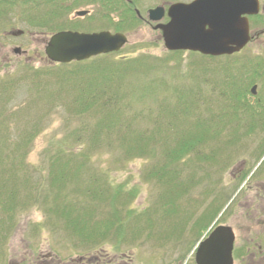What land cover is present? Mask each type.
<instances>
[{
  "label": "rangeland",
  "instance_id": "obj_1",
  "mask_svg": "<svg viewBox=\"0 0 264 264\" xmlns=\"http://www.w3.org/2000/svg\"><path fill=\"white\" fill-rule=\"evenodd\" d=\"M192 1L135 0V5L145 17L147 10L163 3L167 6ZM260 3L264 8V3ZM5 15L3 10L0 11V154L4 155L0 165L7 171L8 165L14 167L11 173L8 171L4 175L8 176L5 182L15 190L16 198L13 201L15 207L9 210L7 196L0 194V264H46L51 258L58 264L82 256L94 257L99 252L105 258L102 264H111L114 257L116 264L121 257L122 261L130 257L134 264H163L162 260L167 259L165 255H187L192 246L216 226L230 227L239 239H252L262 233L264 214L255 212L253 207L248 209L249 200H246L255 196L248 186L254 187V182L259 180L255 168L264 159V114L254 111L257 109L255 99L250 97L249 90L256 85V80L247 66L251 60L255 63L258 54L264 56V34L259 35L258 28L251 25L252 42L238 57L230 61L222 58L209 61L196 53H169L163 48L158 32L136 22L129 33L130 43L126 49L97 62H89L83 68V76L63 72L69 76L60 78L62 73L59 72L73 67L51 65L43 54H13L15 47L31 50L32 44L25 47L29 39L11 38L5 33L16 30L19 10L8 17ZM127 60L138 64L130 65L131 61L127 63ZM252 68L254 70V66ZM106 69L122 71L117 77L105 80L101 71ZM46 70L50 71L46 73ZM43 72L44 76L41 75ZM229 79L241 85L247 104L253 103L250 107L253 109L250 110L254 122L252 129L244 125L243 112L226 114L229 99L218 92L219 85ZM88 83L90 87L102 90L104 98L115 96L119 115L115 114L116 119L111 118L116 129L110 133V146L108 138L103 137L90 149L88 159L59 161L55 159L59 158V151L86 149L89 133L99 130L107 134L102 129V123L104 127L107 125L103 119H110L117 109L103 107L106 104L104 98L82 107L80 94L88 90ZM176 89L185 91V98L197 102L196 107L192 102L185 103L186 118L181 117L180 108L173 104L174 95L169 90ZM258 90L263 97L260 87ZM127 103L130 106L124 109ZM232 104L239 108L238 102ZM136 112L143 113L140 115L142 120L129 127L127 122ZM106 113L111 114L103 118ZM173 113L179 115L176 125L161 127L163 129L155 135L157 144L149 142L156 152L151 159H125L126 148L122 146L118 128H127L126 136L133 144L131 139L143 130L141 128L148 131L153 128L154 124L148 118L160 116L164 125L169 120L163 117L174 116ZM196 121L208 123L207 133L211 139L197 145L196 150L201 155H208L209 159L201 160L191 154L172 165L163 162V145L171 144L170 139L165 138L170 136L175 140L183 133L197 134L199 130L191 127ZM77 163L82 165L78 167ZM64 164L67 168L63 169ZM159 167L164 168L163 181L153 174ZM174 167L178 174L173 173ZM241 167L243 176L236 180L235 175ZM53 169H62L63 177L70 181L66 184L69 190L62 188V182L58 189V192L64 190L62 196L68 192V197H55L56 189L49 188ZM95 179L114 187L122 186L123 192L132 195L116 198L113 194H105L91 198L95 202L89 203V199L82 198L81 194L72 193L84 187V195L92 194V191L86 192L87 182ZM114 198L116 201L111 206ZM66 199H70L68 203L73 206L70 216L77 217V221L84 216H87L85 220L93 216L87 224L99 226V233L105 236L86 230L83 234L76 233V226L58 216L59 209L54 203ZM121 199H125L123 206ZM255 205L259 208L257 203ZM113 208L119 219L110 226L114 219L111 216ZM106 223L107 227H103ZM81 224L77 227L81 228ZM95 235H98L97 242H91Z\"/></svg>",
  "mask_w": 264,
  "mask_h": 264
},
{
  "label": "flooded vegetation",
  "instance_id": "obj_2",
  "mask_svg": "<svg viewBox=\"0 0 264 264\" xmlns=\"http://www.w3.org/2000/svg\"><path fill=\"white\" fill-rule=\"evenodd\" d=\"M260 2L264 3V0H260ZM177 3L189 4L176 2L166 6L163 3L161 6L147 10L144 17L142 16L143 14H140L138 11V7L135 5V0H0L1 10H3L4 14H6V17H8V14H14L16 10H19L20 14L19 18L15 21L16 30H8L5 33L11 38L29 39L28 42L25 43V47H28L30 44L36 45V47H32L31 45V50L23 49L21 46L15 47L12 49V52L18 56L25 55L30 52L33 54L45 55V49L49 40L58 33L66 32L80 35L108 33L111 36L118 35L123 37L125 43L118 51L109 53L107 55H99L90 58L86 60L87 62L102 56H114L126 49L130 43L128 39L129 33L132 32L133 27L136 26V22L140 24L142 23L143 25L148 26L152 30L158 32L159 40L162 41L163 48L166 50L162 31L157 27L165 26L169 22L167 11L170 6ZM155 9H162V14L158 21H153L150 19L149 12ZM157 16L158 15H152V18ZM257 16H259V18L255 28H258L257 30H260L258 32L259 35H262L264 34V27H261V25L264 26V8L261 6V3L260 13ZM17 25H19L21 28L17 27ZM251 42L252 38L250 39L249 44ZM247 48L248 46L242 49L239 53H235L230 56H209L206 58H209V61L217 60L219 58H222L225 61H230L238 57V55ZM16 49L19 50V54L15 53ZM169 53L175 54L178 52ZM249 59L250 58L246 60ZM254 61L255 65H247L251 70V73L255 75L254 78L256 80V85H252L249 90V95L255 99L254 104L257 109L254 111L258 114H264V96L262 97L261 95L260 97V94L258 93V88L260 87L261 93L264 94V56L258 54ZM84 62L85 61L71 62L67 65L79 67L84 65ZM252 66H254V70ZM224 83L226 90L225 92L228 93L227 96L230 98V100L227 102L229 115H231V112L233 114L234 109H236L237 113L243 112L245 116H243L245 118L244 125L250 126L252 129L254 122L251 120L252 111L250 110L253 109L250 107H253V103L247 104V101H245L247 100V96L243 94L241 85L237 84L234 79L226 80ZM253 88L254 91L252 92ZM233 102H238L239 108H237V105L235 108V105L232 104ZM243 171L244 169L242 167L238 170L235 175L236 180L243 176ZM255 173L260 175L259 180L254 182V187L248 186V189H251V192H253L255 196H250L249 198L247 197L246 200H249L248 209L249 207H253L255 212H261V214H264V159L256 166ZM255 203L258 204L259 208L255 205ZM261 216L263 217V215ZM216 227H214L209 232V234H207L206 237L202 239V241H199L193 245L187 255H165L167 259L162 260L163 264H215L216 248L213 244H211L210 248L208 249V260L206 262L200 256V254L205 256L204 250H201V244L208 238L210 233H212ZM261 231V234L248 240L239 239L234 235L233 249L231 252L232 264H264V228H262ZM115 258L116 257H114V259L110 262L111 264H116ZM127 258L129 260L122 261L121 259L123 258L121 257L118 259V263L132 264L133 262H130V257ZM54 261L55 258H51V261L46 262V264H54ZM104 261V255H101V252H99L98 255L94 257L82 256L76 260L71 259L68 261H63V263L59 261L58 264H102Z\"/></svg>",
  "mask_w": 264,
  "mask_h": 264
},
{
  "label": "water",
  "instance_id": "obj_3",
  "mask_svg": "<svg viewBox=\"0 0 264 264\" xmlns=\"http://www.w3.org/2000/svg\"><path fill=\"white\" fill-rule=\"evenodd\" d=\"M259 12V0H194L169 7V22L158 26L167 51H187L204 56H229L240 52L250 41L248 16ZM158 21L162 9L149 12ZM152 15H158L153 17ZM122 36L108 33L80 35L58 33L48 42L46 60L51 64L82 62L92 57L118 51L124 45ZM19 54V50H15ZM254 88L252 89V92ZM234 234L230 227L218 226L201 244L206 262L211 244L216 248L215 264H232ZM204 264V263H200Z\"/></svg>",
  "mask_w": 264,
  "mask_h": 264
},
{
  "label": "trees",
  "instance_id": "obj_4",
  "mask_svg": "<svg viewBox=\"0 0 264 264\" xmlns=\"http://www.w3.org/2000/svg\"><path fill=\"white\" fill-rule=\"evenodd\" d=\"M0 11L1 10V6H0ZM258 18L259 16H255V17H252V24L253 26L255 27L256 26V23L258 22ZM176 54V53H175ZM104 57H107V56H102V57H98V58H95L93 59L92 61H85L81 67H76L74 68V66H71V65H60V66H71L73 67L72 68H65V71H62V72H59V74L62 73V75H60V78L62 77H66V76H69V74H64L63 72H67V73H72V72H75L77 74V76H83L84 74V69L88 64L89 62H97L99 59L101 58H104ZM202 59H209V58H205V57H202ZM129 63L130 65L131 64H138L137 61H133L132 60H127V63ZM126 62V61H124ZM250 65H255V63H253L252 61L249 62ZM130 65H127L131 68ZM127 69V68H126ZM125 70V69H124ZM50 70H46V73ZM122 70H118L115 72V70H111V69H106V70H102L101 73L103 75H105L106 77H104L103 79L105 80H111L112 78L117 77V75H119L121 73ZM74 73V74H75ZM42 76H44V72L41 74ZM108 77V78H107ZM93 78H91L92 80ZM95 83H98L96 80H95ZM93 86L90 87L89 83H88V90H84V91H81V94H80V101L82 102L81 106L82 107H86V106H90L92 103L94 102H98L99 99H102L104 98L103 96L105 95V93H102V90H98L95 88H92ZM220 90L218 92V95L220 96H223L225 97L226 99L229 98L228 93H226L225 91V83L223 82L221 85H219ZM92 88V89H91ZM100 88V87H99ZM213 89L212 88V92H213ZM199 93L202 94V90L201 89H198L197 90ZM170 93H172L174 95V100L175 102L173 104L176 105V108H180L181 110V117L183 118H186L187 117V114H188V111H187V104L185 103H188V102H192L190 98L186 97V92L185 91H180V90H169ZM215 92V90H214ZM115 96H110L109 98L105 97L104 98V102L106 103L103 107H105L107 109L108 106H110L111 108H114V107H118L116 105V99H114ZM230 100V98H229ZM192 103L193 106H197V102L193 101ZM196 103V104H195ZM228 105V103L226 104ZM130 106L129 103H127L126 105H124V109H128ZM174 107V109H176ZM233 115L237 114L236 112V109L233 110ZM226 112V111H225ZM224 112V114H225ZM111 113H106L104 117L110 115ZM116 115H119V111H118V108L115 109V111H113L110 119L108 118H105L103 119V121L107 124L106 127H104L103 123H102V129L103 131H106L107 134L105 133H100V131H93V133H89V138H88V142L89 144L87 145V148L86 149H79V150H73V151H66V152H63V151H59V154L58 157L59 158H55L59 161L63 160V159H66V160H72V161H76V159H88V153H90V150L91 148H93L94 145H97L99 144L101 141H102V138L103 137H106L108 138L107 141H108V146H110V143H111V140H112V135H110L111 132H113L114 128L115 127V121L112 120V119H116L117 116ZM141 114H143L142 112H136L133 114V118L129 119V121L127 122V125L129 127H131L132 125L134 124H137L139 122H141ZM227 116H229V112H228V108H227ZM174 116H165L163 118L169 120V122L167 124H164L160 121L162 117L160 116H157V118H148V120L153 123V130L149 129V131L147 130V128H141L143 130H140L139 132L140 133H136V135L131 139L133 141V144H130V141L128 140L127 136H126V130L127 128H124V130L122 128H118V132H119V135L121 136L120 139H122L121 143H122V146H125V151H124V154H125V159H132V158H139V159H142V160H149L152 158V155L155 152V149L154 147L151 145L149 146V142H154V144L156 143L157 144V137H155L156 135V131H159L163 128H167L168 126H173V125H176V122L179 121V119L177 120L176 116H179L178 114H175L173 113ZM112 118V119H111ZM140 119V121H139ZM111 120L113 121V123L111 122ZM146 121V119H145ZM201 121V120H200ZM196 121L195 124L194 122L191 123V127H193L195 130L198 129L199 131L197 132V134H193V135H190L191 133L190 132H187V133H183V135L179 138H174L175 140L172 139V137H166L165 140L167 138L170 139V145H168V147H165L163 144V150H162V157L161 158H164L163 162L166 161L167 164L169 165H172V164H175L177 162H180V160H185L186 158H189L191 157V154H194V156H198L197 158H200L201 160H207L209 158H207L208 155L206 154H202L201 155V152H198L199 150H196V146L197 145H202L203 143H206L207 139L210 137V134L207 133L208 129H209V126L207 125L209 122V120H206V121ZM143 122V121H142ZM245 122V121H244ZM163 127V128H161ZM177 127V126H176ZM103 134H105L106 136H103ZM148 134V135H147ZM214 137V136H213ZM211 139V138H209ZM144 140V141H143ZM129 141V142H128ZM172 141V142H171ZM23 143V142H22ZM128 144V145H126ZM26 145V144H25ZM173 145V146H172ZM27 146V145H26ZM171 146V147H169ZM123 150V149H122ZM2 157H4L3 154H0V161L4 160ZM211 158V157H210ZM214 158L212 157V160ZM78 161V160H77ZM162 161V160H161ZM79 162V161H78ZM160 162V161H159ZM2 163V162H0ZM4 165V164H2ZM82 164H76V166H81ZM1 166V165H0ZM9 166V170L10 173L12 171V169L14 168L13 165H8ZM3 168H1V174H0V178L2 180H0V194H4L7 196V199H8V204H7V208L10 210L11 208L15 207V203L13 202L14 199L16 197L15 196V190L14 189H10V186H9V183L5 182V178L8 177V176H5L4 174L6 172H8L6 170V168H4V166H1ZM62 168H67V165L64 164L62 165ZM173 173L174 174H178V169H176V167L173 168ZM164 171V168L160 169V167L158 168V171L156 173H153L154 175H157V178L159 179V177H161V181H163V177L162 176H165L163 175V172ZM52 174L50 175V178L48 180V182H50L49 184V188L51 186V188H54L56 189L57 192H54L55 193V197H60L61 199L62 198H65V197H68L67 193L65 192V196L63 194L65 188L69 190V186L67 187L66 184H68L70 181H66L65 177H63V172H62V169L61 170H55L53 169L52 171ZM72 172L69 171V174L72 176L71 174ZM67 174V173H66ZM74 174V173H73ZM69 175V176H70ZM160 180V179H159ZM27 181V180H26ZM62 182V188H64V190H62L61 192H58V189L60 188V183ZM93 182L95 183V185L93 184ZM93 182H87L88 184V193H90L92 191V194H85L83 192H85V189L84 187L82 188L81 191H72V193H79L82 195V198H86V199H89L87 202L89 203H94L95 201L91 198H94V197H97V196H103L105 194H113L114 197H118L121 195V197H126L129 196V195H132L131 192H128V195H127V192H123L124 188L122 186H119V187H114L112 186L111 184H105L104 180H101V179H95ZM98 185H97V184ZM105 185V187H104ZM56 187V188H55ZM67 191V190H66ZM108 191H110V193H108ZM125 193V194H124ZM80 197V196H77V198ZM90 197V198H89ZM116 198L112 199L110 205L111 206H114V202L116 201ZM125 198V199H126ZM125 199H121L120 202H122V206H123V201H125ZM70 199H66L64 202L62 203H57V200L55 201L54 205L56 206L57 209H59V211L56 213L58 216L60 215V217H62L63 220H66V222L69 223V225H73V226H76L75 230H76V233L80 232L79 234H83L84 233V230H86L87 232L88 231H93V232H98V233H93V234H98L99 236H105L100 232V228L98 226V228H95L94 226H89L87 224V222H89L88 220L89 219H93V216H89L88 217V220H85L84 218L87 219V216H84L81 218V220H75L77 217H72L70 216V214L72 213H69L71 212L72 210V205L71 203H68ZM71 202V201H70ZM65 203V204H64ZM74 205V204H73ZM118 208L121 209L120 207V204H118ZM120 209H118V212H120ZM113 214L111 215L112 218H114L113 220H110L108 222L111 223L110 226H113L114 225V222H117V215L115 214V209L113 208L112 210ZM147 211H143V213H145ZM130 214V213H129ZM111 218V217H110ZM109 218V219H110ZM78 219V218H77ZM113 222V223H112ZM120 222V221H119ZM78 223H83L81 224V228L77 227ZM89 227V228H88ZM103 227H107V223L105 225H103ZM109 227V226H108ZM108 229H111L110 227ZM75 230H73V232L75 233ZM98 235H95L93 238H91V242H97L96 241V238ZM83 236V235H82ZM88 240V239H87ZM89 241H90V238H89ZM88 242V241H87Z\"/></svg>",
  "mask_w": 264,
  "mask_h": 264
}]
</instances>
